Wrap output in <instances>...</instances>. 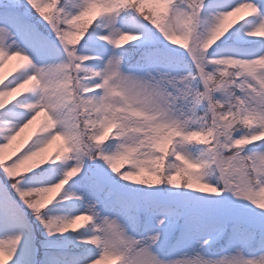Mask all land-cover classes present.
Here are the masks:
<instances>
[{
  "label": "snow or ice",
  "instance_id": "obj_1",
  "mask_svg": "<svg viewBox=\"0 0 264 264\" xmlns=\"http://www.w3.org/2000/svg\"><path fill=\"white\" fill-rule=\"evenodd\" d=\"M150 2L0 0V264H264V0Z\"/></svg>",
  "mask_w": 264,
  "mask_h": 264
},
{
  "label": "rangeland",
  "instance_id": "obj_2",
  "mask_svg": "<svg viewBox=\"0 0 264 264\" xmlns=\"http://www.w3.org/2000/svg\"><path fill=\"white\" fill-rule=\"evenodd\" d=\"M128 42H130V41H125L123 43L126 44ZM177 43L179 45L183 42L178 40ZM189 44H190V41H189ZM15 59H18L21 64L27 63L26 61H22L19 57H13L11 59H6L4 66L6 65L7 69L5 68L6 71L3 73V76L8 75L9 79H11V77L13 75H15V73L13 72L14 70H13V66L11 63ZM7 80L5 79V82H7ZM39 119L45 123V117L44 116H41ZM40 134H42L41 128H39L38 126H34V124H33V125L29 126L28 129H25V131L23 133H21V135L19 137H17V139L15 141H13V143L8 148H10L12 150L17 149V148H25L26 149L28 144H30L32 142V140L35 139L36 135H40ZM58 152L60 153L61 159H63V157L68 154L67 146H66L63 138H57L50 145H48L47 148L44 150V152L41 153V157L51 158V157H54ZM39 158L40 157H36L34 159H39ZM79 225H80V222H78V225L76 227H78ZM5 264H11V261L9 259H6Z\"/></svg>",
  "mask_w": 264,
  "mask_h": 264
},
{
  "label": "trees",
  "instance_id": "obj_3",
  "mask_svg": "<svg viewBox=\"0 0 264 264\" xmlns=\"http://www.w3.org/2000/svg\"><path fill=\"white\" fill-rule=\"evenodd\" d=\"M152 9H156L157 11H161V10H162V6L154 5V4H152V3L150 2V0H146V3H145V10H146V11H149V10H152ZM128 43H130V42H128ZM123 45L126 46L127 43H126V44L123 43ZM24 150H25V148H17V149H14V150H12V149H10V148L5 149V150H4V155H5V159H6V161L9 160V159H14L16 155H19V154H20L22 151H24ZM27 163H31V161H29V162H27ZM23 167H24V166H22V170H23ZM87 223H89V222H87V221H81V222H80V225L87 226ZM80 225H79L77 228H79Z\"/></svg>",
  "mask_w": 264,
  "mask_h": 264
},
{
  "label": "bare ground",
  "instance_id": "obj_4",
  "mask_svg": "<svg viewBox=\"0 0 264 264\" xmlns=\"http://www.w3.org/2000/svg\"><path fill=\"white\" fill-rule=\"evenodd\" d=\"M12 63V66H13V72L15 73V74H17V72L19 71V70H21L18 66L19 65H22L20 62H19V60L18 59H15V60H13V62H11ZM7 66L5 65V66H3V68L2 69H0V74H3L5 71H6V68ZM6 68V69H5ZM9 74V73H8ZM4 79H9V76L8 75H6V76H4ZM44 125V122L43 121H41L40 119H38L36 122H34V126H38L39 128H42V126Z\"/></svg>",
  "mask_w": 264,
  "mask_h": 264
}]
</instances>
